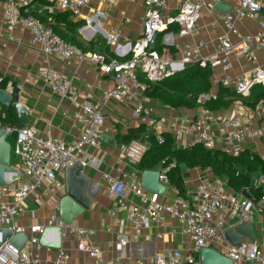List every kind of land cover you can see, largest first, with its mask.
<instances>
[{
    "label": "built area",
    "instance_id": "2783aa9c",
    "mask_svg": "<svg viewBox=\"0 0 264 264\" xmlns=\"http://www.w3.org/2000/svg\"><path fill=\"white\" fill-rule=\"evenodd\" d=\"M53 1L54 5L47 6L46 9L53 12L58 8L70 11L74 15L81 14L83 8L90 3V0ZM103 1L113 7L117 0ZM29 2L30 0H10L4 10L5 25L9 31L22 26L31 32L32 42L41 45L46 55L63 59L77 58L80 62L87 61L94 64L101 73L113 76L114 87L104 92L101 98L102 105L111 100L135 103L133 116L145 122L147 128L141 139L120 146L119 157L129 164L136 165L142 160L150 147L151 134H156L159 142L163 141L161 135L156 132L157 119L142 103L146 85L140 80L139 75L142 74L147 80L154 82L176 72L171 56L158 52L151 45L157 33L176 25L180 29L181 36H189L197 30L204 11L214 15L216 19L221 20L227 30L225 34L219 36L216 51L204 56L203 42L200 41L195 46L185 45L181 49V58L177 65L185 67L199 64L203 67L210 65L212 68L221 66L227 74L222 79L212 78V85L231 87L243 98L251 95L255 85L264 87V64H258L257 56V51L264 52V17L259 21L260 28L254 33H241L236 25V20L239 18L255 19L264 10L262 0H235L231 5V11L227 14L217 11L215 4L228 3L229 0H146L147 11L143 17L142 34L134 42L129 43L131 57L124 60L108 57L97 51H87L66 41L51 25L42 23L30 13L26 7ZM95 14L105 15L98 9ZM49 21L54 22L53 18ZM91 24L88 18L87 25L91 26ZM117 35L116 30L108 34L112 41ZM232 36H236L237 41H233ZM10 38L14 39L13 36ZM17 42L22 43L21 40ZM233 56H246L256 65L248 74L235 79L228 74L233 69ZM38 74L54 90L74 102L77 109L73 118L81 125L82 130L75 140L67 142L60 137H44L30 126L15 128L3 123L0 104V128L4 127L6 132L16 133L13 147L16 160L12 163V167L20 170L22 176L30 179L28 182L19 179L0 186V228H11L15 232H25L28 235L22 248L16 247L8 240L2 244L0 264H40L39 252L45 247L40 243V235L45 226L60 227L63 239H75L77 248L94 258L97 264H132L121 260L107 261L93 239L94 229L74 222L66 223L59 216H53L47 224L31 226L29 232L16 225V219L25 199L35 192L43 181H55L58 173L65 172L77 162H80L84 168L85 166L97 168L100 165V160L96 156L85 153L80 156V153L87 147L99 148L101 145L100 137L106 120L102 106L94 105L89 100L79 101L76 86L57 68L40 66ZM201 99L200 97L199 101ZM186 135L191 137L186 138ZM254 139L264 142V105L259 112L257 122L246 120L245 115L239 110L232 116L221 119L199 117L189 125L175 130V140L183 148L203 144L209 149L221 148L234 156L241 152L242 143ZM173 166L174 164L163 166L158 171L159 180L166 187L169 184L167 172ZM102 175L110 186L109 197L112 205L108 213L116 217L119 213L125 212L134 230L131 235L120 232L116 238V244L120 249L125 250L129 243L140 237L149 240V234L144 230L151 224L162 225L167 220H174L182 232L190 236L193 242L192 253L166 250L154 256L153 264H202L201 249L220 242L226 244L225 255L234 262L246 260L250 264H264V249L256 243L242 242L240 245H232L225 239L226 218L241 223L251 222L255 212L264 214V195L253 201L225 191L222 180L205 178L194 190L188 191L187 197L183 196L177 187L172 186L174 202L165 203L161 200L162 195L145 189L140 178L121 179L107 172H103ZM261 183H264V179H261ZM57 186L62 187L60 184ZM121 192L133 194L140 202L138 204L128 202L123 197H119ZM9 196L12 197L11 201L6 200ZM118 222L121 226L124 225L123 220ZM134 263L141 264V261L137 259ZM53 264L74 263L70 262V255L61 247L57 249Z\"/></svg>",
    "mask_w": 264,
    "mask_h": 264
},
{
    "label": "crops",
    "instance_id": "0c3cea01",
    "mask_svg": "<svg viewBox=\"0 0 264 264\" xmlns=\"http://www.w3.org/2000/svg\"><path fill=\"white\" fill-rule=\"evenodd\" d=\"M262 1L264 3V0ZM9 2L10 0H0V88L13 93L18 89L19 102L26 108L27 115L22 116L21 123H19L18 115L12 106L8 111L6 109L8 107L2 106V120H8L4 124H12L15 128L30 126L44 137H60L67 142L75 140L80 135L81 125L73 118L77 107L73 101L62 96L39 76L38 68L40 66H50L60 70L76 86L78 100H89L94 105L102 106L106 116L102 135L111 136V139L105 142L101 141L99 148L87 147L80 153V156L83 153L96 156L100 160V165L97 168L85 166L84 174L90 180L89 191L93 201L89 209L76 216L74 223L95 230L93 239L101 248L102 255L107 261L121 260L135 264V260L140 259L141 264H153L154 256L166 250H179L184 254H191L193 242L189 235L182 232L174 220H167L162 225L151 224L144 230L149 234V240L140 237L129 243L125 250L117 246L116 238L120 232L131 235L134 230L127 220L125 212L119 213L116 217L108 213L112 205V200L109 197L110 186L102 174L107 172L117 175L121 179L132 177L142 179L143 170L138 168L139 163L132 165L122 160L119 157V149L123 144L141 139L145 133L143 129L147 126L145 122L134 118V102L121 103L111 100L102 105L101 98L104 92L114 87L113 76L101 73L94 64L87 61L80 62L77 58L63 59L58 56L46 55L41 45L32 42L31 32L22 26L9 31L4 19V10ZM234 2L235 0H229L228 3L233 5ZM53 5V0H30L26 7L44 24L53 18L54 22L51 24L59 30L60 36L68 39L67 41L75 45L80 44L81 46H78L87 51H97L122 60L131 57L129 43L141 36L143 17L147 11L146 0H117L113 7L103 0H90L89 5L83 8L79 15L58 8H55L53 12L46 9L47 6ZM97 9L103 11L105 15L97 16L95 14ZM262 17H264V11L255 19L239 18L236 20V25L241 33H254L260 28L259 21ZM88 18L92 22L91 26L87 25ZM113 30H116L118 35L112 41L108 34ZM179 30L178 26L173 25L168 30L160 32L155 46H153L158 52L171 56L176 72L184 68L177 64L181 58V49L185 45L195 46L201 41L205 44L202 54L208 56L216 51L219 36L227 32L221 20L206 11H204L203 18L194 34L181 36ZM10 36H13L14 39H11ZM231 38L233 41L238 39L236 36ZM17 40H21L22 43L19 44ZM257 56L258 64H264V52L257 51ZM232 61L233 69L228 74L235 79L248 74L256 65L246 56H233ZM226 74L221 66H217L213 68L212 78L222 79ZM139 75L144 77L142 74ZM219 86L213 85L211 93L201 96L200 102L204 103L210 97L216 96ZM142 103L151 110L153 117L158 121L157 134L169 133L173 137L174 147H181L175 140L176 129L189 125L199 117L221 119L232 116L239 110L245 115L246 120L257 122L264 100H260L255 107L237 100L228 109L209 111L203 106L188 108L166 105L159 99L151 97L145 89ZM185 137L190 138L191 135ZM8 140L14 147L15 137L13 134ZM245 149H250L264 159V142L262 140L254 139L242 143L241 151ZM161 169L162 166H158L155 170ZM181 175L186 191V194L182 195L185 197H187L188 191L194 190L198 183L205 178L222 180L225 191L243 196L242 190L235 191L227 184V181L216 177L211 168H189L182 165ZM261 179L264 177L260 169L251 172V184L245 188H251L250 193L253 197V189L264 187V183L260 184ZM29 180L25 176L21 178L23 182ZM65 181V172L58 173L55 181H43L40 187L25 199L16 219V225L29 232L31 226L47 224L50 218L59 216L58 204L66 193ZM57 184L62 187H58ZM172 186L175 185L169 180L165 193L161 196V200L165 203L174 202ZM119 197H123L130 203L138 204L140 202L136 196L129 192H121ZM6 200L11 201L12 197L9 196ZM118 220H123L124 225L121 226ZM239 224L241 222L227 217L225 228L229 229ZM251 224L255 238L251 240L244 236L243 242H253L264 249V214L255 212ZM62 247L70 255L71 263L97 264L94 258L77 248L75 239H63ZM212 247L223 254L226 253L225 243L220 242ZM56 253L57 249L55 248L43 247L39 252L40 264H53ZM234 264L250 263L241 260Z\"/></svg>",
    "mask_w": 264,
    "mask_h": 264
},
{
    "label": "trees",
    "instance_id": "16d2710c",
    "mask_svg": "<svg viewBox=\"0 0 264 264\" xmlns=\"http://www.w3.org/2000/svg\"><path fill=\"white\" fill-rule=\"evenodd\" d=\"M46 23L51 25L55 32L60 33L50 21ZM212 74L213 68L210 65L203 67L199 64H190L159 81H149L141 75L140 78L151 97L173 107L197 108L203 106L209 111H218L230 108L237 100L244 101L252 107H255L260 100H264V87L260 85H255L252 88L248 98L241 97L231 87L220 85L215 97L212 96L201 103L200 97L211 93ZM6 109L10 110L9 107ZM6 121L8 120L4 119L3 123ZM10 125L13 127L12 124ZM143 131L146 132V128ZM160 135L163 139L162 142H159L156 134H151L150 147L137 166L145 171L155 170L158 166L174 164L168 170L167 176L178 189L180 188L181 194H186L181 175L182 165L189 168H211L216 177L227 181V184L235 191H241L250 186L251 172L253 171L260 169L264 177V159L250 149L242 150L234 156L222 149L206 148L203 144H194L184 148L174 147L172 135L169 133ZM13 136L16 137V133H13ZM253 195L255 199H260L264 195V187L253 189Z\"/></svg>",
    "mask_w": 264,
    "mask_h": 264
},
{
    "label": "water",
    "instance_id": "95a60500",
    "mask_svg": "<svg viewBox=\"0 0 264 264\" xmlns=\"http://www.w3.org/2000/svg\"><path fill=\"white\" fill-rule=\"evenodd\" d=\"M215 9L221 13L227 14L231 11V5L228 3L217 2ZM157 33L151 43L155 46ZM0 104L2 106L11 107L18 115L19 123L21 117L27 115L26 108L19 102L18 89L15 93L0 88ZM12 136V132H6L4 127L0 128V186L7 185L13 181L21 179L22 172L12 167V160L16 154L12 144L8 140ZM111 136L101 135L100 141L110 140ZM84 166L77 162L73 167L65 171V195L59 200L58 211L59 217L66 223H73L76 216L81 215L85 210L89 209L93 197L89 191L90 180L84 174ZM145 189L157 192L160 195L165 193L166 186L159 180V172L157 170H145L141 179ZM251 188H244L242 194L253 201L255 198L251 195ZM247 236L254 240L253 227L251 222H244L229 228L225 232V239L232 245H240L243 237ZM28 239L25 232H15L11 228H0V247L8 240L9 243L18 248H22ZM63 237L62 229L57 226H45L41 235V245L49 248L59 249L62 247ZM200 259L202 264H234V261L227 255L221 253L215 248L204 247L200 251Z\"/></svg>",
    "mask_w": 264,
    "mask_h": 264
},
{
    "label": "rangeland",
    "instance_id": "374dc122",
    "mask_svg": "<svg viewBox=\"0 0 264 264\" xmlns=\"http://www.w3.org/2000/svg\"><path fill=\"white\" fill-rule=\"evenodd\" d=\"M16 160V158H13V161H15Z\"/></svg>",
    "mask_w": 264,
    "mask_h": 264
}]
</instances>
